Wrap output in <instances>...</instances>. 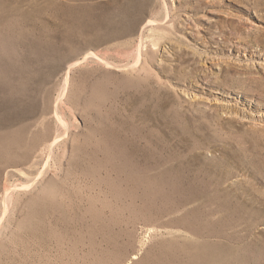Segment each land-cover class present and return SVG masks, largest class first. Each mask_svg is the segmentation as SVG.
<instances>
[{"label":"rangeland","instance_id":"rangeland-1","mask_svg":"<svg viewBox=\"0 0 264 264\" xmlns=\"http://www.w3.org/2000/svg\"><path fill=\"white\" fill-rule=\"evenodd\" d=\"M0 264H264V0H0Z\"/></svg>","mask_w":264,"mask_h":264},{"label":"bare ground","instance_id":"bare-ground-1","mask_svg":"<svg viewBox=\"0 0 264 264\" xmlns=\"http://www.w3.org/2000/svg\"><path fill=\"white\" fill-rule=\"evenodd\" d=\"M80 29V26L79 28L77 29V31ZM124 28H121V26H118V24L116 23V21L114 22L113 24V29H111V32L109 33H106V35H99L97 38H89L88 39V42H93V41H100V40H106L107 38H111L112 35H118L120 31H123ZM32 45H34L36 47V43H32ZM54 47V45H53ZM67 78V77H66ZM68 79V78H67ZM67 82V80H66ZM66 86V85H65Z\"/></svg>","mask_w":264,"mask_h":264}]
</instances>
